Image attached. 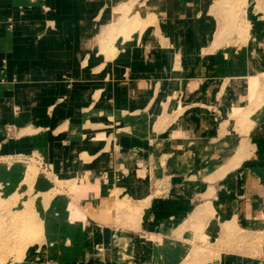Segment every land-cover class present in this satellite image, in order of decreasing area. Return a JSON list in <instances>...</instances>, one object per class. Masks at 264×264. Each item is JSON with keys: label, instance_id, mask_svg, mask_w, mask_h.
Instances as JSON below:
<instances>
[{"label": "crops", "instance_id": "0c3cea01", "mask_svg": "<svg viewBox=\"0 0 264 264\" xmlns=\"http://www.w3.org/2000/svg\"><path fill=\"white\" fill-rule=\"evenodd\" d=\"M243 4L0 0V201L41 230L12 261L264 264V0ZM129 8L150 23L110 31Z\"/></svg>", "mask_w": 264, "mask_h": 264}, {"label": "rangeland", "instance_id": "374dc122", "mask_svg": "<svg viewBox=\"0 0 264 264\" xmlns=\"http://www.w3.org/2000/svg\"><path fill=\"white\" fill-rule=\"evenodd\" d=\"M243 1L248 2V0H217V3L220 4L219 7H222L217 13L220 21H222L221 23L224 24L223 21L226 15L228 17L233 15L236 18H241L244 9ZM143 7L145 8V6ZM133 10L129 8L125 12L122 9H117L115 11L116 19L109 27V30L116 31L123 27L130 30L144 29L150 23V20H145L139 15L130 17L134 13ZM120 12H122L121 16L119 15ZM140 13L142 16H146L144 9ZM224 30L225 25L221 27V31L223 32ZM241 30L245 32V26L242 25ZM262 86L263 83L258 77L249 79L248 99L250 101L258 99V91ZM33 167L36 174L42 172L41 166L33 165ZM5 207H7L6 203L0 201V264H17L12 260H18L23 257L24 252L31 245L40 241L41 230L36 223L35 217L31 214L30 207L26 211L21 212V214H7L5 213ZM77 216L79 217V214ZM196 255H198L197 251L193 252L185 264H192L196 259Z\"/></svg>", "mask_w": 264, "mask_h": 264}, {"label": "bare ground", "instance_id": "6f19581e", "mask_svg": "<svg viewBox=\"0 0 264 264\" xmlns=\"http://www.w3.org/2000/svg\"><path fill=\"white\" fill-rule=\"evenodd\" d=\"M242 149H243V148H242ZM241 151H242V150H241ZM246 151H247V150H246ZM243 152H244V150H243ZM242 154H243V153H242ZM242 154H241V155H242ZM243 155H244V154H243ZM243 155H242V156H243ZM239 157H240V156H239ZM237 158H238V157H236V159H237ZM235 166H236V165H235Z\"/></svg>", "mask_w": 264, "mask_h": 264}]
</instances>
